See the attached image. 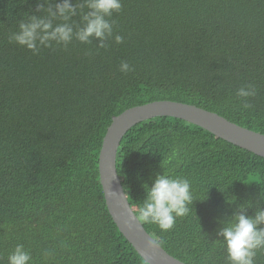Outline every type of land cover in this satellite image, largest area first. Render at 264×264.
Wrapping results in <instances>:
<instances>
[{"label": "trees", "instance_id": "1", "mask_svg": "<svg viewBox=\"0 0 264 264\" xmlns=\"http://www.w3.org/2000/svg\"><path fill=\"white\" fill-rule=\"evenodd\" d=\"M40 2L0 0V264L18 244L30 264H147L105 204L104 134L124 111L167 100L264 135V0H122L111 20L123 43L73 40L33 54L9 36L27 15L45 16L62 0L37 11ZM80 20L72 17L73 26ZM122 61L133 70L122 73ZM249 84L257 95L245 110L236 92ZM172 150L176 158L164 163ZM116 172L137 218L157 175L189 179L192 210L170 231L140 221L184 264H227L218 232L241 209L248 216L264 209V158L180 119L130 128Z\"/></svg>", "mask_w": 264, "mask_h": 264}, {"label": "clouds", "instance_id": "2", "mask_svg": "<svg viewBox=\"0 0 264 264\" xmlns=\"http://www.w3.org/2000/svg\"><path fill=\"white\" fill-rule=\"evenodd\" d=\"M50 0H41L37 4V11L45 10ZM86 8L88 11H83ZM122 9V0H83L82 4L74 5L72 0H62L53 8L46 9V15L37 17L28 16L27 20H20L18 30L9 36L10 42L38 54L41 48H51L53 44L65 48L73 40L82 44H91L93 39L98 40L97 48H105L106 41L114 38L115 43H123V37L113 36L111 20L113 13ZM81 15L80 25L73 26L72 17ZM59 18L61 22L54 24ZM122 73L133 69L128 62L122 61L119 67ZM241 99L243 109L253 106L248 103L250 97L257 95L253 85L241 87L236 92ZM177 156L172 150L164 163H171ZM146 188V198L139 205L138 219L141 222L154 224L164 232L170 231L177 218L185 217L191 212L193 195L189 179L173 177L168 173L157 175L154 184ZM264 209L257 207L254 216H248L241 209L240 214L218 232L226 250L227 264H256L257 253L264 250ZM32 257L18 244L8 256V264H30Z\"/></svg>", "mask_w": 264, "mask_h": 264}, {"label": "water", "instance_id": "3", "mask_svg": "<svg viewBox=\"0 0 264 264\" xmlns=\"http://www.w3.org/2000/svg\"><path fill=\"white\" fill-rule=\"evenodd\" d=\"M159 117L191 123L261 158H264V135L231 123L213 112L167 100L137 106L112 118L98 154L99 182L108 213L118 231L145 263L184 264L165 252L145 231L127 201L116 172V154L127 131L141 122Z\"/></svg>", "mask_w": 264, "mask_h": 264}]
</instances>
